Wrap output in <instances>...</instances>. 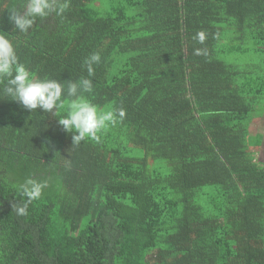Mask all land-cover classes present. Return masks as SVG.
<instances>
[{"label":"trees","instance_id":"16d2710c","mask_svg":"<svg viewBox=\"0 0 264 264\" xmlns=\"http://www.w3.org/2000/svg\"><path fill=\"white\" fill-rule=\"evenodd\" d=\"M67 3L21 32L27 0H0V33L32 78L90 79L125 117L73 144L67 104L28 110L0 80V264H264V0Z\"/></svg>","mask_w":264,"mask_h":264},{"label":"clouds","instance_id":"9594fccd","mask_svg":"<svg viewBox=\"0 0 264 264\" xmlns=\"http://www.w3.org/2000/svg\"><path fill=\"white\" fill-rule=\"evenodd\" d=\"M67 7V0L64 3H60V0H27L26 10L22 14L13 10L9 13V21L21 32H27L36 18L47 17L53 12L60 15ZM195 39L202 44L206 39L205 32H198ZM195 54L200 55V49H196ZM100 60L99 53H93L84 61L89 75L93 74V65L98 64ZM0 80L7 82L5 94L28 110L39 108L45 112H52L54 109L61 111L65 110L67 104V115L59 120V124L65 132L72 133L73 144H79L85 138L99 142V133L102 130L110 124H117L125 117L123 109L99 111L84 97L85 93L93 91L90 79L69 82L65 86L56 80L32 78L25 66L18 62L13 44L2 33H0ZM62 95L72 98L71 102L62 99ZM46 186V182L28 179L21 186L22 194L30 203L41 197ZM27 209L28 204L25 203L22 207H17L16 212L20 216H26Z\"/></svg>","mask_w":264,"mask_h":264},{"label":"rangeland","instance_id":"374dc122","mask_svg":"<svg viewBox=\"0 0 264 264\" xmlns=\"http://www.w3.org/2000/svg\"><path fill=\"white\" fill-rule=\"evenodd\" d=\"M254 132L261 133L262 138L260 141V151L258 153L259 159L263 162L264 161V117L257 119L252 127Z\"/></svg>","mask_w":264,"mask_h":264}]
</instances>
